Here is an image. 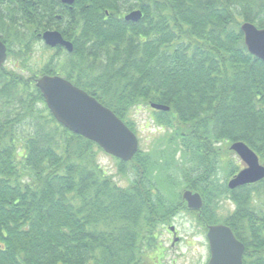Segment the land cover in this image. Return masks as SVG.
I'll return each instance as SVG.
<instances>
[{
  "label": "trees",
  "instance_id": "obj_1",
  "mask_svg": "<svg viewBox=\"0 0 264 264\" xmlns=\"http://www.w3.org/2000/svg\"><path fill=\"white\" fill-rule=\"evenodd\" d=\"M8 1L0 33L14 65L0 67V264H161L158 229L183 211L206 232L230 226L244 264H264V179L228 187L241 170L233 142L264 164V61L241 31L245 21L264 27V0H76L74 52L40 72L29 70L33 43L66 13L55 22L57 0ZM136 9L142 18L126 21ZM52 67L134 132V108L169 106L154 110L166 132L148 150L116 158L126 185L101 164L97 143L48 108L36 79ZM186 189L201 194V209L188 208ZM225 199L233 209L222 214Z\"/></svg>",
  "mask_w": 264,
  "mask_h": 264
},
{
  "label": "water",
  "instance_id": "obj_2",
  "mask_svg": "<svg viewBox=\"0 0 264 264\" xmlns=\"http://www.w3.org/2000/svg\"><path fill=\"white\" fill-rule=\"evenodd\" d=\"M74 4L75 0H62ZM143 16L141 10H134L125 16L127 21L137 22ZM244 43L248 51L264 61V28L245 21L241 24ZM49 46H66L73 50V44L64 39L56 30H46L41 34ZM7 60V46L0 40V67ZM36 86L42 92L46 104L56 120L71 131L97 143L107 154L124 161H131L139 150V138L129 126L109 107L102 104L84 89L57 75H44L37 79ZM155 110L168 111L169 106L152 103ZM230 149L242 160L244 167L228 182L230 189L257 183L264 179V164L257 153L243 141L233 142ZM183 199L189 209H201L203 198L199 192L186 189ZM176 234V228L170 227ZM210 259L208 264H244L245 244L226 224L208 226ZM179 241L176 236L174 242Z\"/></svg>",
  "mask_w": 264,
  "mask_h": 264
},
{
  "label": "rangeland",
  "instance_id": "obj_3",
  "mask_svg": "<svg viewBox=\"0 0 264 264\" xmlns=\"http://www.w3.org/2000/svg\"><path fill=\"white\" fill-rule=\"evenodd\" d=\"M33 52L28 61L30 72H40L47 61L53 58L51 52L46 49L42 42L33 43ZM7 64L13 66L12 59H8ZM28 74V73H27ZM130 118L134 122L136 134L139 138V147L148 150L154 141L166 132L155 123L154 110L150 106L136 107L131 111ZM233 160L244 167L242 160L238 155H232ZM100 162L108 171V174L114 175V179L121 184L126 185L128 179L118 176L117 159L106 152H101ZM225 174L222 173V178ZM232 178V177H231ZM230 178V179H231ZM229 179V181H230ZM228 181V182H229ZM233 209V204L229 199H225L220 204L222 214H227ZM176 228V234L170 230V227ZM160 249L158 254L161 257V264H208L210 259L209 242L207 232L200 224L198 215L187 211L180 212L174 220L165 227L158 229ZM178 236L179 241L174 242ZM155 254H153L154 256ZM157 262V261H156Z\"/></svg>",
  "mask_w": 264,
  "mask_h": 264
},
{
  "label": "flooded vegetation",
  "instance_id": "obj_4",
  "mask_svg": "<svg viewBox=\"0 0 264 264\" xmlns=\"http://www.w3.org/2000/svg\"><path fill=\"white\" fill-rule=\"evenodd\" d=\"M9 1L8 0H0V13L3 12V10L7 13V9L5 8L4 9V5H6ZM76 2V0H75ZM19 3L15 2L11 7H10V10H14L13 7L16 8V12H15V15H16V18L20 17L21 14H20V10L18 8V5ZM73 5H70V4H66L64 3L62 0H57V5H56V8L54 9V21L56 22L57 20L58 21H61L62 20V15L61 14H64L66 13V19L64 21H62V24H58V26H61V28L59 29H49V30H56V31H59L62 36L64 37L65 40L67 41H70L72 44H73V50L72 51H69L67 49L66 46H63L61 44L59 45H56L55 47H52V46H49L45 43V41L43 40L41 34H43L44 32H41V33H38V40H36V43L37 42H42L44 44V46L46 47V49H48L50 52H51V55L53 58H50L46 65L48 63H50L52 66L55 64V65H60L63 63L65 57L67 55H71L73 52H74V42L73 40L71 39L72 38V30H73V25H75L76 27L78 26V18L76 17L75 15V11L73 10ZM73 17L74 19H76V21L73 20ZM74 21V22H73ZM70 33V34H69ZM0 40L3 41L7 48H8V58H9V47H8V44L4 41L3 39V34L0 33ZM32 52H33V49H32ZM32 54V53H31ZM45 66V65H44ZM43 69V68H42ZM41 69V70H42ZM40 70V71H41ZM51 70H55V74L53 75H60L62 77H64L65 79L71 81L74 83V80L73 79H70L66 76V73L65 72H61V71H58L55 69V67H52ZM75 84V83H74Z\"/></svg>",
  "mask_w": 264,
  "mask_h": 264
}]
</instances>
